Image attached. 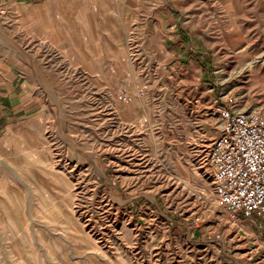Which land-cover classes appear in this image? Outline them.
<instances>
[{"label": "rangeland", "instance_id": "obj_1", "mask_svg": "<svg viewBox=\"0 0 264 264\" xmlns=\"http://www.w3.org/2000/svg\"><path fill=\"white\" fill-rule=\"evenodd\" d=\"M103 6L90 45H1L46 118L0 136V264H264V230L227 218L207 164L214 106L264 113V0Z\"/></svg>", "mask_w": 264, "mask_h": 264}, {"label": "crops", "instance_id": "obj_2", "mask_svg": "<svg viewBox=\"0 0 264 264\" xmlns=\"http://www.w3.org/2000/svg\"><path fill=\"white\" fill-rule=\"evenodd\" d=\"M107 1L0 0V136L3 133L7 135L15 133L21 127L25 130L27 127L30 128L37 119L46 118V111L34 101L41 96L40 88L31 82V70L25 64V53L22 62L16 60L14 55L3 52L4 48L1 45H44L43 43L48 39L46 36L41 37V31L54 34V41H50L51 45H71V48H75L76 45H90L89 42H83L79 35L83 32L94 35L105 32L100 28L103 26L97 25L100 29L94 28L95 18L97 20L102 18L104 21L107 16L105 13L108 7L103 6ZM20 5L38 6L39 8L33 12L32 16L31 10L28 13L17 11L15 7ZM47 18L49 23L51 21L49 27L42 25V23L45 24ZM112 18L115 17L110 19ZM6 19L8 22L12 19L13 23H16L18 19H23V25H4ZM82 24H88L89 28L80 29ZM37 32H39L37 34L39 37L36 35ZM100 37L98 41L102 40Z\"/></svg>", "mask_w": 264, "mask_h": 264}, {"label": "built area", "instance_id": "obj_3", "mask_svg": "<svg viewBox=\"0 0 264 264\" xmlns=\"http://www.w3.org/2000/svg\"><path fill=\"white\" fill-rule=\"evenodd\" d=\"M123 100L129 102L127 95ZM220 134L207 151L211 183L230 221L255 220L264 230V113L260 107L234 111L213 107Z\"/></svg>", "mask_w": 264, "mask_h": 264}, {"label": "bare ground", "instance_id": "obj_4", "mask_svg": "<svg viewBox=\"0 0 264 264\" xmlns=\"http://www.w3.org/2000/svg\"><path fill=\"white\" fill-rule=\"evenodd\" d=\"M7 159V158H6ZM9 159V158H8ZM18 160V159H17Z\"/></svg>", "mask_w": 264, "mask_h": 264}]
</instances>
